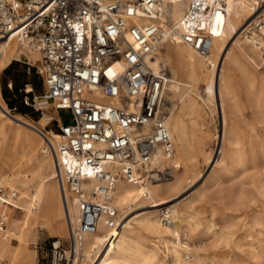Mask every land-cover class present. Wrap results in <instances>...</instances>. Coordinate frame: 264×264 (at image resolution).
<instances>
[{
    "label": "built area",
    "instance_id": "built-area-1",
    "mask_svg": "<svg viewBox=\"0 0 264 264\" xmlns=\"http://www.w3.org/2000/svg\"><path fill=\"white\" fill-rule=\"evenodd\" d=\"M161 3L0 0V55L1 44L11 38L39 55L27 64L45 91L24 104L41 117L48 109L70 115L69 124L50 117L45 125L55 123L58 141L41 133L43 154L56 164L67 237L35 244V264H72L85 235L100 226L117 230L121 217L113 199L120 182L137 187L170 170L157 164L174 152L166 127V71L151 69L147 61L167 42L208 54L225 7L220 0H188L186 12L166 29ZM253 6L258 13L243 31L256 69L264 72V0ZM16 197V191L0 187L2 205L13 207ZM5 223L0 216V233Z\"/></svg>",
    "mask_w": 264,
    "mask_h": 264
},
{
    "label": "bare ground",
    "instance_id": "bare-ground-1",
    "mask_svg": "<svg viewBox=\"0 0 264 264\" xmlns=\"http://www.w3.org/2000/svg\"><path fill=\"white\" fill-rule=\"evenodd\" d=\"M220 1L224 3L225 19L220 31L212 37V47L208 54L199 55L189 45L180 42H167L147 61L151 69L166 71L164 86L166 107L171 106L172 99L179 95L181 108L193 116L197 104L191 100L190 95L196 94L202 102L214 108L222 128L218 137L219 143H222L219 152L216 151L212 160L206 158L208 163L211 162L214 166H221L223 163V143L227 135L231 134L229 133L231 115L237 110L224 62L230 55V46L237 45L242 35L252 48L251 39L245 36L243 28L258 13L253 6L254 0ZM184 2L186 7L183 10ZM187 3L188 0H162L161 10L165 16L161 21L166 23L162 27L169 28L168 5L173 11L174 19L171 20L173 26L186 12ZM252 50L254 51L253 48ZM22 54L30 59L36 58L35 62L39 58L38 53L27 48L24 41L15 38L5 40L1 44L0 68ZM245 58L243 52L238 49L233 54L231 63L236 67V72L245 86L251 106L257 111L260 119L264 120V79L257 76L251 65L244 63ZM251 62L254 64L253 60ZM199 83L205 86L203 95L198 92ZM42 121L47 123L49 118L44 117ZM166 127L173 142L174 152L168 159L159 157L157 164L161 169L173 167L175 172L181 171L182 175L176 179L175 184L169 181L163 182V176L137 187L120 182L113 199V205L118 209L121 217L117 230L111 232L100 226L98 232L85 235L72 264H159L156 262L157 252H154L151 243L145 245L137 241L139 237L136 238L133 232L134 222L143 231L163 238L162 244L172 257V264L182 263L180 252H184V256L187 257L184 260L185 264L190 261H195L197 264H213V261L206 260L198 252H192L190 247L181 244L184 230L186 229L188 233H193L195 230L193 217L187 208L177 210L171 207L168 209V220L162 223L159 221L160 214L157 213L159 211L141 215L133 222L126 221L127 216L132 212V207L139 203L149 204L150 209H158L168 204L169 195L179 190L188 169L191 167L195 170L199 157L206 156L204 140L207 134L200 132L193 135L191 142L182 118L171 108H167ZM232 128L236 129L233 126ZM41 133L20 116L10 115L0 98V187H9L10 189H5L8 192L17 190L16 199L11 201L13 206L11 210L0 202V216L6 218L5 227L0 233V257L5 258L8 264H31L33 253L27 250L28 241L38 228L45 230L50 237H67L60 190L55 180L56 164L49 156L43 154ZM43 134L52 142L59 140L58 134ZM227 144L236 150L235 157L240 161L238 155L243 153L244 147L240 148V142L235 138L228 140ZM25 167L28 171H25ZM8 170L12 174H7ZM199 177L200 173L195 174L186 184V188L195 183ZM32 178L37 179L35 184L31 182ZM69 213L75 214L73 207L69 206ZM11 240H15L16 244L12 245ZM256 241L259 245L264 242L262 239Z\"/></svg>",
    "mask_w": 264,
    "mask_h": 264
},
{
    "label": "rangeland",
    "instance_id": "rangeland-1",
    "mask_svg": "<svg viewBox=\"0 0 264 264\" xmlns=\"http://www.w3.org/2000/svg\"><path fill=\"white\" fill-rule=\"evenodd\" d=\"M185 7L186 2L182 4V9L184 10ZM173 19L172 7L168 5V26L172 25L171 20ZM230 48V55L225 60L224 66L234 93L237 110L231 115L232 122L229 124V133L231 134L227 135L226 141L223 143V163L221 166H214L206 160L208 157L212 160L216 151L219 152L222 146V143H219L218 140L222 128L214 108L202 102L196 94H191L190 98L197 104V109L194 115L190 116L186 110L181 108L179 95L176 96L172 99L171 106L169 105L167 108L179 113L187 127L191 142L193 135L200 132L207 134L204 140V143L206 142L204 148L206 156L199 157L195 170L191 167L188 169L183 176L179 190L169 195L170 202L168 204L158 209H150L149 204L139 203L132 207V212L129 213L126 221L131 220L133 222L141 215L159 211L157 213L160 214L159 221L162 223L168 220V209L171 207L177 210L187 208L193 217L195 230L193 233L184 230L181 237L183 246L190 247L192 252H198L206 260L213 261V264H264V242L262 245L256 244V240H264V120L260 119L257 111L251 106L250 99L247 98L245 86L236 72V67L231 63L233 54L240 49L246 57L244 63L251 65L257 76L264 79V72L257 71L254 64H252L251 61L255 58V51L248 45L243 35L239 38L237 45H231ZM195 57L197 56L195 55ZM26 59L33 63L36 60V58L30 59L28 57ZM5 67L0 68V89L7 87L4 85L6 78L2 74ZM204 88L203 83L198 84V92L201 95L204 94ZM1 100L6 105L10 115L20 116L29 121L42 133L48 131L50 135L56 134L55 123L52 122L45 127L47 123L41 120V115L34 108L24 104L29 109L28 116L30 119L18 114L17 109L12 110L3 99ZM45 115H51L63 124L70 123V115L66 111L49 110ZM232 126L236 129L233 130ZM36 138L41 142L38 137ZM233 138L240 142V148L243 149L244 147L243 153L238 155L240 161L235 157L236 150L227 144V141ZM25 171H28L27 167H25ZM197 173H200V177L190 187L186 188V184ZM7 174H12V172L8 170ZM181 175V171L175 172V169L170 167V170L165 171L162 175L163 182L169 181L175 184L176 179ZM31 182L35 184L37 179L32 178ZM2 187L9 188L7 186ZM15 191L17 192V190ZM7 207L10 210L12 209V207ZM132 224L133 227L135 226L133 232L136 238L139 237L137 238L139 244L151 243L154 252H157L156 258L158 257V259H156V262H159V264H172V257L162 244L163 238L156 237L151 232L143 231L136 222ZM55 238L64 239L66 237H50L45 230L40 228L31 235L27 247L28 252L33 253L31 264H35L38 256L34 245ZM164 239L170 238L164 237ZM11 244L15 245L16 241L11 240ZM184 255V252H180L181 264H185L184 260L187 257ZM0 259L8 264L5 258L0 257ZM188 264L197 263L190 261Z\"/></svg>",
    "mask_w": 264,
    "mask_h": 264
},
{
    "label": "crops",
    "instance_id": "crops-1",
    "mask_svg": "<svg viewBox=\"0 0 264 264\" xmlns=\"http://www.w3.org/2000/svg\"><path fill=\"white\" fill-rule=\"evenodd\" d=\"M26 57L25 54H22L10 60L3 69L2 74L6 78L4 85L7 87L0 89V96L12 110L17 109L18 114L29 117V109L24 105V100L31 101L34 97L42 95L45 87L42 78L35 74L32 67L28 66ZM49 110L53 109L47 111ZM45 114L42 118H50L51 115L46 116Z\"/></svg>",
    "mask_w": 264,
    "mask_h": 264
}]
</instances>
